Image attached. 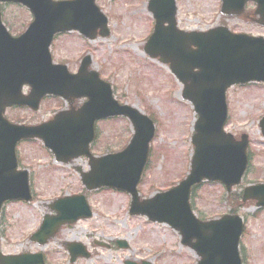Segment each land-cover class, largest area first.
I'll list each match as a JSON object with an SVG mask.
<instances>
[{"label":"water","instance_id":"obj_1","mask_svg":"<svg viewBox=\"0 0 264 264\" xmlns=\"http://www.w3.org/2000/svg\"><path fill=\"white\" fill-rule=\"evenodd\" d=\"M8 1V0H1ZM22 2L35 15L30 28L13 38L1 24L0 16V71L5 78L15 79L17 88L24 83L33 87L32 96L3 100L5 106L17 103L37 109L46 94L58 95L72 103L77 98L89 97L82 108L62 111L53 120L35 126L1 125L0 146V210L6 200L32 199L27 171H18L15 146L25 138H40L55 154L56 161L69 163L85 155L90 160V172H82V182L88 190L108 186L127 191L132 196L130 213L148 216L153 221L170 224L181 233L182 243L200 256L198 264H242L238 244L244 231L243 219L226 215L209 222L199 221L190 207V192L203 179L222 181L230 191L243 177L247 167V137L236 142L224 132L228 115L226 92L238 83L264 81V37L232 34L227 28L191 33L176 27L175 0H151L150 9L157 18L156 31L145 50L150 56L168 63L177 79L184 85L183 99L191 102L199 115L193 136L195 145L191 171L186 180L168 192L140 201L137 185L149 156V143L154 138L155 125L137 108L119 105L112 95L111 84L89 71L88 56L76 75L66 66L52 64L49 53L53 37L58 32L77 29L90 38L106 36L107 19L95 0H9ZM223 14H241L248 0H222ZM258 2L256 23L264 25V0ZM1 15V14H0ZM168 23V26H165ZM0 111V119H2ZM126 116L135 131L133 139L120 153L95 158L89 150L95 137V123L100 118ZM264 131V117L261 122ZM257 199L264 206V185L247 188L243 195ZM56 215L46 216L31 239L46 244L63 224L92 217L84 195L60 198L51 204ZM120 246L127 247L125 242ZM79 247L80 250H74ZM73 261L89 254L86 247L68 243ZM0 264H45L41 255L3 256ZM134 264V263H128Z\"/></svg>","mask_w":264,"mask_h":264},{"label":"rangeland","instance_id":"obj_2","mask_svg":"<svg viewBox=\"0 0 264 264\" xmlns=\"http://www.w3.org/2000/svg\"><path fill=\"white\" fill-rule=\"evenodd\" d=\"M148 1L98 0V6L110 19L111 34L92 42L82 40L76 33L67 34L59 37L51 49L54 61L67 63L72 70L90 52L94 68L113 84L119 101L145 112L151 108L157 114V134L151 146L153 159L150 156L148 171L138 188L143 197L166 190L187 175L196 120L191 104L181 99L182 85L166 65L150 59L143 49L154 22ZM177 5L181 29L204 31L222 21L219 0H177ZM4 13L7 22L27 14L14 5L5 6ZM28 15L21 17L17 30L30 23ZM248 33L264 36V28L248 24ZM228 100L231 118L226 129L250 136V167L243 182L231 194L222 184H201L193 198L194 207L197 216L205 219L221 217L235 209L246 220L240 244L244 264H264V208H258L254 202L242 205L241 200L231 205L233 195H240L246 185L264 182V137L259 128V119L264 114V84L231 88ZM60 109V104L50 99L34 113L26 110L8 115L11 121L19 116L22 122L35 124L48 120ZM97 128L98 140L93 147L97 155L122 150L132 136V128L125 119L101 122ZM19 153L21 166L28 168L32 176L35 198L27 204L7 202L3 207L0 251L5 255L42 251L47 264H72L64 243L76 241L84 244L91 255L73 264H125L127 260L196 264V253L180 243L179 234L172 228L129 213L128 193L106 188L86 191L75 169V166L88 169L84 158L75 160L74 164H57L38 140L22 145ZM81 193L92 207V218L82 219L72 227L63 226L44 246L29 239L38 230L43 216L50 212V202ZM117 240L125 241L129 247L119 248Z\"/></svg>","mask_w":264,"mask_h":264},{"label":"flooded vegetation","instance_id":"obj_3","mask_svg":"<svg viewBox=\"0 0 264 264\" xmlns=\"http://www.w3.org/2000/svg\"><path fill=\"white\" fill-rule=\"evenodd\" d=\"M246 11V9H245ZM245 17H235V18H227L226 21L228 22V25L230 26H235L236 27H241L243 30L246 29V31L248 30V24H247V13L245 12L244 14Z\"/></svg>","mask_w":264,"mask_h":264},{"label":"bare ground","instance_id":"obj_4","mask_svg":"<svg viewBox=\"0 0 264 264\" xmlns=\"http://www.w3.org/2000/svg\"><path fill=\"white\" fill-rule=\"evenodd\" d=\"M76 238V237H75Z\"/></svg>","mask_w":264,"mask_h":264}]
</instances>
